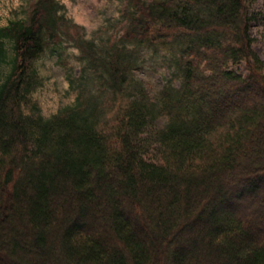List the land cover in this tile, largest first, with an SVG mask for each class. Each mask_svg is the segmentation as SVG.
Returning <instances> with one entry per match:
<instances>
[{"label": "trees", "instance_id": "obj_1", "mask_svg": "<svg viewBox=\"0 0 264 264\" xmlns=\"http://www.w3.org/2000/svg\"><path fill=\"white\" fill-rule=\"evenodd\" d=\"M256 1L124 0L106 48L57 0L0 27V264H264ZM61 40L104 91L25 115L35 64ZM130 45L175 49L179 85L133 87Z\"/></svg>", "mask_w": 264, "mask_h": 264}, {"label": "rangeland", "instance_id": "obj_2", "mask_svg": "<svg viewBox=\"0 0 264 264\" xmlns=\"http://www.w3.org/2000/svg\"><path fill=\"white\" fill-rule=\"evenodd\" d=\"M30 1L0 0V27L6 26L9 21L23 19ZM57 1L65 7V16L84 27L85 37L93 39L99 48H106V43H116L126 27L120 15L124 0ZM250 14L253 17L249 27L252 48L264 60V0L254 2ZM5 46L11 56V44L7 42ZM124 51L132 56L130 84L133 87L139 84L153 96L166 85H179L175 49L130 45ZM79 56L80 52L65 40L46 44L44 53L35 64L42 84L23 104L25 115L48 118L60 109L74 105L81 90L98 95L104 91L102 81ZM236 69L243 72L244 66ZM7 71L8 66L4 65L2 72Z\"/></svg>", "mask_w": 264, "mask_h": 264}]
</instances>
